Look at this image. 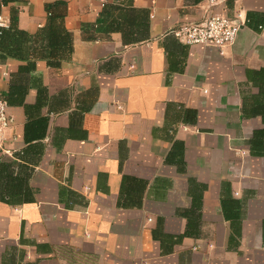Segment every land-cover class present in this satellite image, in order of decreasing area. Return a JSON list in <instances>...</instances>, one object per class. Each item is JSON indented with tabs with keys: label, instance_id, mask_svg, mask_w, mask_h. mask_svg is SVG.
<instances>
[{
	"label": "crops",
	"instance_id": "obj_1",
	"mask_svg": "<svg viewBox=\"0 0 264 264\" xmlns=\"http://www.w3.org/2000/svg\"><path fill=\"white\" fill-rule=\"evenodd\" d=\"M104 1L0 5V264H264V0L223 48L173 33L203 0Z\"/></svg>",
	"mask_w": 264,
	"mask_h": 264
},
{
	"label": "built area",
	"instance_id": "obj_2",
	"mask_svg": "<svg viewBox=\"0 0 264 264\" xmlns=\"http://www.w3.org/2000/svg\"><path fill=\"white\" fill-rule=\"evenodd\" d=\"M226 0H203L204 14L199 21L186 22L173 31L174 35L189 45H206L223 48L232 44L245 25L239 16L231 17L218 11ZM103 2H105L103 0ZM9 21L0 14V29L7 28ZM1 33V30H0ZM15 125V118L9 111V104L0 94V150L5 148L7 132Z\"/></svg>",
	"mask_w": 264,
	"mask_h": 264
},
{
	"label": "trees",
	"instance_id": "obj_3",
	"mask_svg": "<svg viewBox=\"0 0 264 264\" xmlns=\"http://www.w3.org/2000/svg\"><path fill=\"white\" fill-rule=\"evenodd\" d=\"M7 3V0H0V5H5ZM55 17H51L50 24L48 25V29L46 30V34L48 35L47 38L42 37V39H46L49 41L50 45L48 49L54 53L61 50H71V36L70 34L61 26V24L58 22L56 24ZM17 19L15 16V13L12 14L11 22L7 28L0 29V44L2 46V42H4L7 37H12L13 33L11 34V31H14L15 34L25 35L26 33L19 30L17 26ZM30 38V37H29ZM1 48V47H0ZM5 47L2 46V52L7 55H12V51H5Z\"/></svg>",
	"mask_w": 264,
	"mask_h": 264
}]
</instances>
